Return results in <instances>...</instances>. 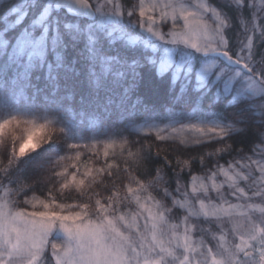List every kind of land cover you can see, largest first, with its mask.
I'll use <instances>...</instances> for the list:
<instances>
[{
  "label": "snow or ice",
  "instance_id": "1",
  "mask_svg": "<svg viewBox=\"0 0 264 264\" xmlns=\"http://www.w3.org/2000/svg\"><path fill=\"white\" fill-rule=\"evenodd\" d=\"M258 55L264 0H0V90L52 113L0 119V264H264ZM85 120L108 138L99 167L68 155ZM117 127L174 145L175 167L117 183ZM60 140L67 154L27 159Z\"/></svg>",
  "mask_w": 264,
  "mask_h": 264
},
{
  "label": "trees",
  "instance_id": "2",
  "mask_svg": "<svg viewBox=\"0 0 264 264\" xmlns=\"http://www.w3.org/2000/svg\"><path fill=\"white\" fill-rule=\"evenodd\" d=\"M128 2H131V0H128ZM257 63H264V55H258L257 56ZM165 102V98L161 95V98L157 100V104H163ZM22 114H32V117L34 116L36 120L39 122L44 117H52V113L49 112L48 106L46 103H36V104H27L23 102H16L14 101L11 96H5L4 92L0 90V119H4L10 115H22ZM198 118L195 114H189L188 112H185L181 118V122H191L195 121ZM150 122H156L158 124H161L163 126L164 123L169 122L170 117L164 113L162 109H159L156 114L152 115L149 114L148 117H146ZM179 127V125H177ZM49 134L51 133V129L48 130ZM108 134L115 133V135L118 137L120 136H127L128 142L124 147V150H121L120 152L115 153V156L113 154L109 155V160L112 162V160L115 161L119 165V179L117 180V183L122 182L129 173L132 175H141L144 176L145 180L147 181L149 177L147 176V172L149 170L156 169L157 167H163V165L171 162L172 166L175 167V157L177 154V149L172 144H163V143H156L151 137L144 138L143 136H137L134 135L128 131H126L124 128L117 127L115 129H106L104 130ZM102 130L98 128L97 124L95 122L88 123L87 120H85L82 125H80V128L72 129L69 136V142L71 143H81V145H84V147L74 149L68 153V148L66 144L60 140L55 143H50L44 145L37 153H33L30 157L27 159L29 161H46L49 159H55L59 155L67 154L71 156V154L74 151H80L83 156L82 160L88 162L89 160H94L97 167L100 165H103L104 163V156L103 152L100 150L99 157L93 156V152L96 151V149H91L86 145L91 144H99L101 141L108 140L107 137H104V133H101ZM190 135H194L190 134ZM95 136H100V139H91ZM251 132L249 134V137L243 141L244 144H249L251 140ZM115 139V138H113ZM103 141V142H104ZM102 142V143H103ZM101 143V144H102ZM100 144V145H101ZM100 145H97L100 149ZM199 151V150H196ZM1 152V151H0ZM129 152L135 153V157H129ZM89 159V160H88ZM127 170V171H126ZM117 173L116 169H113V176L115 178ZM222 179V178H221ZM50 187V185L44 186ZM37 190H40L41 186H36ZM96 191H102L100 187H96ZM55 191V190H54ZM43 195V192L41 193ZM55 195L59 199H72L76 194L72 192H65L63 194L59 192H55Z\"/></svg>",
  "mask_w": 264,
  "mask_h": 264
},
{
  "label": "rangeland",
  "instance_id": "3",
  "mask_svg": "<svg viewBox=\"0 0 264 264\" xmlns=\"http://www.w3.org/2000/svg\"><path fill=\"white\" fill-rule=\"evenodd\" d=\"M32 114H30V115H28V114H22L21 116H25V117H27V118H35L34 116H32V117H28V116H31ZM36 119V118H35ZM42 120L43 119H41L39 122H41L42 123ZM24 128H25V126L24 125H21L17 130H16V132H15V134L17 135V136H20L21 134H23V132H24ZM104 141V140H103ZM103 141H101V142H99V144H97V145H100ZM106 142H108V140H106V141H104L101 145H100V150L103 152V146H104V144L106 143ZM6 146H7V142H5V145L4 146H0V156H3L4 155V152H5V150H6ZM124 150V149H123ZM121 150H120V148L117 146V147H115L114 149H110L109 150V155L110 154H115V153H117V152H120ZM77 152H79L80 153V155H81V157L83 156V154L80 152V151H74L72 154H71V156H75L76 155V153ZM89 160V159H88ZM91 161L92 160H89L88 162H90L91 163ZM72 162H74V161H68V163H72ZM80 171L81 172H83V168L81 167L80 168ZM199 237H197V239H198Z\"/></svg>",
  "mask_w": 264,
  "mask_h": 264
}]
</instances>
